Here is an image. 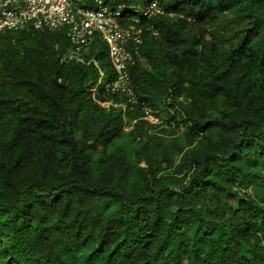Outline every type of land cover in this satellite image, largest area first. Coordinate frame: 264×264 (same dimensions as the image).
I'll use <instances>...</instances> for the list:
<instances>
[{
  "label": "trees",
  "instance_id": "1",
  "mask_svg": "<svg viewBox=\"0 0 264 264\" xmlns=\"http://www.w3.org/2000/svg\"><path fill=\"white\" fill-rule=\"evenodd\" d=\"M139 2L133 105L97 39L0 33V264H264V0Z\"/></svg>",
  "mask_w": 264,
  "mask_h": 264
},
{
  "label": "built area",
  "instance_id": "2",
  "mask_svg": "<svg viewBox=\"0 0 264 264\" xmlns=\"http://www.w3.org/2000/svg\"><path fill=\"white\" fill-rule=\"evenodd\" d=\"M118 6L111 10L93 0V7H84L88 0H0V33L20 31L27 27L50 32L63 30L69 48L61 57L65 64H97L88 59L95 39L106 47L111 78L104 81L98 70L96 85L102 84L105 93L121 95L126 103H136L130 70L142 58L140 49L145 33L155 35L153 27H142L163 12L156 3ZM108 104H102L107 106ZM125 109L126 104H119Z\"/></svg>",
  "mask_w": 264,
  "mask_h": 264
},
{
  "label": "rangeland",
  "instance_id": "3",
  "mask_svg": "<svg viewBox=\"0 0 264 264\" xmlns=\"http://www.w3.org/2000/svg\"><path fill=\"white\" fill-rule=\"evenodd\" d=\"M222 44H225L224 42H221ZM126 130H128V129H126Z\"/></svg>",
  "mask_w": 264,
  "mask_h": 264
}]
</instances>
